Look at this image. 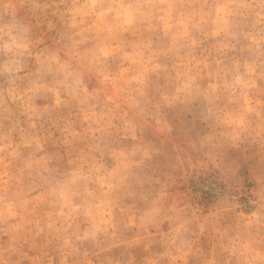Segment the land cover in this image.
I'll return each mask as SVG.
<instances>
[{"label":"rangeland","instance_id":"rangeland-1","mask_svg":"<svg viewBox=\"0 0 264 264\" xmlns=\"http://www.w3.org/2000/svg\"><path fill=\"white\" fill-rule=\"evenodd\" d=\"M0 264H264V0H0Z\"/></svg>","mask_w":264,"mask_h":264}]
</instances>
